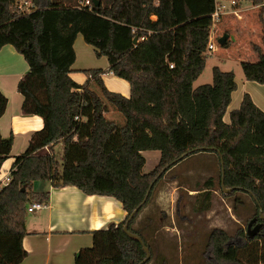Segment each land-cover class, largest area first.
<instances>
[{"label":"trees","instance_id":"16d2710c","mask_svg":"<svg viewBox=\"0 0 264 264\" xmlns=\"http://www.w3.org/2000/svg\"><path fill=\"white\" fill-rule=\"evenodd\" d=\"M30 1L33 8L24 12L16 0H0V48L11 45L29 67L16 84L21 111L43 120L26 149L14 156L10 180L0 187V264H20L26 256L21 242L27 207L48 201L47 193L33 191L34 181H47L55 188L72 185L87 195L114 198L126 213L118 224L90 231L91 246L81 248L73 264L144 260L141 244L123 230L134 210L127 230L139 236L150 252L142 264H169L154 240L158 229L152 227L153 216L137 221L138 215L166 172L200 152L217 156L224 196L241 192L252 197L256 221L251 226L261 224L253 235L247 228L238 230L240 242L223 229H211L204 264H264V220L258 214L259 209L264 213V111L244 93L239 106L229 112V122L223 120L237 87L231 71L214 67L211 83L193 87L205 65L216 0H97V5L91 0L90 6L84 0ZM243 1L264 4V0ZM260 14L264 17V12ZM79 34L96 56L106 57V72L128 82V98L104 87L100 79L104 71L99 68L83 72L88 80L100 83L101 95L88 91L86 82L72 80L73 44ZM253 51L255 61L240 62L243 75L247 81L264 84V51L257 45ZM7 102L0 92V117ZM105 102L124 119L119 144L109 150L107 141L117 127L105 116ZM87 104L92 107L90 132L78 143L83 158L61 165L53 145L59 142L62 152L67 151ZM12 143V135H0V170ZM146 150L160 153L157 165L147 173L142 171ZM205 196L208 199L209 193ZM163 217L162 213L158 221Z\"/></svg>","mask_w":264,"mask_h":264},{"label":"crops","instance_id":"0c3cea01","mask_svg":"<svg viewBox=\"0 0 264 264\" xmlns=\"http://www.w3.org/2000/svg\"><path fill=\"white\" fill-rule=\"evenodd\" d=\"M237 6V15L235 16L232 13L223 15L219 20V22L221 21L220 25L225 21L232 22L233 19L231 20V18H234L236 22L235 29H237L239 33L248 35L254 31L253 23L256 22L253 17H251L253 15L247 14L253 12L257 13V10L259 12V10L264 9V7L250 4L244 6L242 1H238ZM218 28L217 31L219 33L222 32V36L227 35L229 39L232 33L231 27L226 28L218 26ZM221 37L219 39H221ZM78 41L77 35L73 44L75 61L71 66L72 71L70 77L78 84H84L86 82V89L88 91L101 95L100 83L94 78L88 80L83 72L86 68L79 67V65L76 64V44ZM78 47H82V44H79V42ZM108 67L109 64L106 59L104 66L99 68L104 71L100 76L102 84L107 90L119 93L128 98L130 95V86L128 82L114 76L111 72H106ZM28 70V64L23 56L11 45H4L0 48V92L6 96L8 101L6 109L0 117V135L3 138L12 135V146H14L16 139L20 137L27 146L30 135L43 127V120L41 117L34 114H25L20 108L22 98L16 89V84ZM245 81L247 82V80ZM258 84L259 88H252V86L247 88L245 82L242 81L241 93H237V84L236 90L231 94L230 104L223 117L225 122H229V112L239 106L244 93H248L254 104L264 111V84ZM86 97L89 102L90 98L87 93ZM105 105V116L108 119L112 116L116 121L118 120L121 122L119 113L114 107L107 102H105ZM91 111V105L87 104L81 113L79 130L73 139V143L69 145L66 152H61L59 142L53 145V150L55 152L60 147V150L57 152L58 156H61L62 159L68 157L71 158L74 163L83 158L84 150L78 143L85 139L90 132ZM227 116L228 118H226ZM119 128L118 136H116L114 140L112 139L111 144L107 147L112 134L110 135L106 144L108 150L119 144ZM44 150L47 151L48 148L44 147ZM206 155H211V153ZM14 156L15 155L9 156L3 162L0 170V179H3L9 174ZM58 156L57 158H59ZM32 188L35 192L47 193L48 201L45 203V208L33 212H26V234L21 242L22 248L26 251V256L20 264H72V262L74 263V255L81 248L88 246V237H91L90 231L106 228L110 224H118L124 219L126 214L121 203L114 198L101 195H87L72 185L55 188L47 181H34Z\"/></svg>","mask_w":264,"mask_h":264},{"label":"rangeland","instance_id":"374dc122","mask_svg":"<svg viewBox=\"0 0 264 264\" xmlns=\"http://www.w3.org/2000/svg\"><path fill=\"white\" fill-rule=\"evenodd\" d=\"M247 3V1L242 0L244 6L250 4ZM261 11L264 9L259 10V12L257 10L258 14L256 12L247 14L253 15L251 17L256 22L253 23L254 31L248 35L239 33L235 29L234 18H231V20L233 19L232 22L225 21L220 25L221 21H218L212 26L209 37L218 51L206 50L204 68L193 82V87L211 83L212 69L217 67L221 71L233 72L235 82L238 84L237 93H241L242 81L245 82L247 88L251 86L252 88H259L257 82L245 81L240 62L242 60H256L253 46L257 45L264 51V23L261 20L264 17L261 16ZM218 26L231 27L232 29L229 41L224 46L218 42L223 35L222 32L217 31ZM78 39L82 47H78L77 42L76 64L86 69L103 67L106 57L96 56L93 48L84 43L81 35H78ZM119 117L121 122L116 121L112 116L110 117V120L115 122L117 129L112 133L107 147L111 144L112 139L114 140L118 136V128L124 123L123 118L120 115ZM24 145V140L21 137L17 138L9 156L22 153L27 147ZM60 147L56 150L57 156ZM197 154L199 155L194 154L184 158L166 172L164 177L157 182L149 203L138 215L137 221L146 215L151 214L153 216L152 227L158 229L154 234V240L169 264H204L203 249L207 234L211 229H223L233 241L240 242L241 239L237 238L236 235L238 230L246 231L247 224L255 216L254 202L250 195L238 192L232 196H224L221 193L219 185L220 167L217 156L214 153L206 155L208 154L206 152ZM142 156L145 159L142 171L147 173L157 165L160 153L157 150H146L142 151ZM58 157L61 165L73 163L71 158L62 159L61 156ZM206 193H209L208 199L205 196ZM202 204H207L208 208L203 209ZM162 213L164 217L158 221ZM137 221L133 226H137ZM253 227L250 225V229ZM91 243V237H88V246Z\"/></svg>","mask_w":264,"mask_h":264},{"label":"built area","instance_id":"2783aa9c","mask_svg":"<svg viewBox=\"0 0 264 264\" xmlns=\"http://www.w3.org/2000/svg\"><path fill=\"white\" fill-rule=\"evenodd\" d=\"M91 0H84V5L90 6ZM238 2L236 0H216L214 10L211 14V28L214 26L215 23H217L221 17L225 14L232 13L233 15H237V6ZM16 6L19 10L24 12H30V10L33 8V4L30 0H16ZM264 6V4H262ZM207 49L211 51H217V47L213 44V42L208 40L207 43ZM10 180L9 174L5 176L3 179H0V187L6 185ZM46 207L45 203H41L39 201H34L27 207V212H33L36 210H40Z\"/></svg>","mask_w":264,"mask_h":264},{"label":"water","instance_id":"95a60500","mask_svg":"<svg viewBox=\"0 0 264 264\" xmlns=\"http://www.w3.org/2000/svg\"><path fill=\"white\" fill-rule=\"evenodd\" d=\"M93 2H94L95 5L98 4L97 0H93ZM226 38H227V35H224V36L221 37V39L218 40V42H219L220 44H222L223 41H225ZM136 41H137V37H134V39H133V43H136ZM219 156H220V155H219ZM220 158H221V156H220ZM221 164H222V161H221ZM222 186H223V183H222ZM230 190H231V189H224V192H229ZM135 211H136V210H134V211L132 212V214L130 215V217L128 218V220L126 221V223L124 224V226H123V230H124V232H125L128 236H131V237L135 238V239L141 244L142 249H143V251H144L145 254H146V257L144 258V260H142V261L139 263V264H142V263H144L145 261H147V260L150 258V252H149L148 248L145 246V244L142 242V240H141V238H140L139 236H137V235H135V234H133V233H131V232H129V231L127 230L128 222H129L130 218L132 217V215L135 213ZM258 214H259V218H260L261 220H264V213H262V211H261L260 209H259V211H258ZM255 221H256V217L252 218V219L249 221L248 225H247V229H248V234H249V235H253V234H255V233L259 230V228H260V226H261L260 223H257V224L253 227V229H250V225L253 224Z\"/></svg>","mask_w":264,"mask_h":264}]
</instances>
